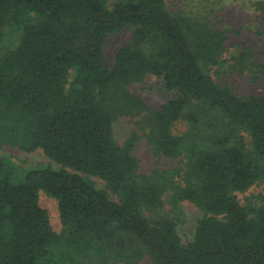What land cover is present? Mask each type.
Here are the masks:
<instances>
[{
	"label": "trees",
	"instance_id": "1",
	"mask_svg": "<svg viewBox=\"0 0 264 264\" xmlns=\"http://www.w3.org/2000/svg\"><path fill=\"white\" fill-rule=\"evenodd\" d=\"M228 53L226 30L168 0H0V264H264V92L220 82L263 75L264 43ZM149 75L174 94L158 109L129 88ZM141 141L178 164L144 171ZM5 146L58 167L23 169ZM183 202L203 212L187 243Z\"/></svg>",
	"mask_w": 264,
	"mask_h": 264
},
{
	"label": "rangeland",
	"instance_id": "2",
	"mask_svg": "<svg viewBox=\"0 0 264 264\" xmlns=\"http://www.w3.org/2000/svg\"><path fill=\"white\" fill-rule=\"evenodd\" d=\"M112 4L116 0H106ZM261 1V0H260ZM168 0L170 10H187L195 15L207 16L217 26L227 31L229 38V53L231 58L238 50L244 47H252L259 53L264 43V11L259 6L264 0ZM133 31L129 28L120 33L109 37L105 47L106 62L111 67L114 64V56L120 47L131 40ZM254 74L247 72L245 74L226 73L224 79L233 84L238 92L243 94H262L264 92V74L260 75L256 81H253ZM134 93L140 94L146 103L153 108H161L166 102L174 97L172 92L166 90L164 82L156 76L149 75L146 79L137 84L129 86ZM184 130V125L177 126V130ZM114 131L116 139L123 144L131 132V122L129 120H120L115 123ZM1 154L11 159L13 163L23 169H31L53 165L49 158L45 156L42 150L32 153H26L18 148L5 146ZM142 168L146 172H151L155 168H170L178 164V161L171 159H162L155 157L150 146L146 141H141L136 149ZM98 188H105L106 184L99 178H92ZM262 192L261 186H256L247 194L239 195L244 201L245 197L258 196ZM41 205L49 211L52 225L57 232L62 230L59 217L57 201L41 193ZM167 203V208L170 209ZM182 212L180 219L182 222L178 225V231L185 243L192 240L197 222L203 216V212L190 202L181 204ZM139 264H151L148 258H144Z\"/></svg>",
	"mask_w": 264,
	"mask_h": 264
}]
</instances>
